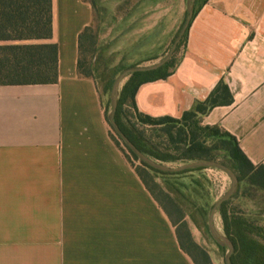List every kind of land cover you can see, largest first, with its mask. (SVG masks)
I'll return each mask as SVG.
<instances>
[{"label":"crops","instance_id":"0c3cea01","mask_svg":"<svg viewBox=\"0 0 264 264\" xmlns=\"http://www.w3.org/2000/svg\"><path fill=\"white\" fill-rule=\"evenodd\" d=\"M141 1L159 19L141 43L149 49L158 36L160 50L172 38L162 21L171 0ZM51 17L41 42L57 44V80L0 84V264H195L111 138L97 83L77 72L91 3L51 0ZM187 28L172 72L138 85L137 110L180 119L223 81L231 102L200 123L264 166V0H205Z\"/></svg>","mask_w":264,"mask_h":264},{"label":"trees","instance_id":"16d2710c","mask_svg":"<svg viewBox=\"0 0 264 264\" xmlns=\"http://www.w3.org/2000/svg\"><path fill=\"white\" fill-rule=\"evenodd\" d=\"M199 6L194 9L193 15ZM187 29L183 40H185ZM51 34V0H0V42H2L0 44V84L55 82L57 80V44L41 42L49 39ZM95 38L92 25L86 27L79 36L77 72L83 77H90V73L83 71L85 64L81 61V51L86 43L89 44V48L94 46ZM171 59L157 69L131 73L125 81L118 95L114 115L122 132L145 155L161 163L177 160L220 159L235 172L239 183L243 182L248 187L264 193V166L253 164L243 153L233 135L217 126L200 123L201 116L213 106L231 102V94L223 81H219L205 100L198 102L193 110L185 112L180 119L169 116L152 117L137 110L134 95L138 85L148 80L168 76L176 64V61L171 63ZM126 101L130 103L132 119H129L123 107ZM139 125L163 126L159 130L164 132L165 140L153 142L149 137H146L145 131L140 129ZM206 131L214 132L217 138L215 143H207L203 137ZM111 138L120 146L112 135ZM128 150L135 159H138L129 148ZM125 157L130 162L126 154ZM141 163L142 169L135 166V170L175 225L181 248L191 256L195 264H198L184 247L179 233L178 225L183 219V214L179 220L172 218L167 206L157 197L151 184L152 177L149 172L152 170L163 175H177L203 168L168 173L156 170L142 161ZM237 194L238 190L218 208L225 235L234 246L231 263L264 264V211L236 212L234 208L230 207V201ZM169 200L174 204L172 198ZM194 246L200 250L210 264L206 251L195 244Z\"/></svg>","mask_w":264,"mask_h":264},{"label":"rangeland","instance_id":"374dc122","mask_svg":"<svg viewBox=\"0 0 264 264\" xmlns=\"http://www.w3.org/2000/svg\"><path fill=\"white\" fill-rule=\"evenodd\" d=\"M88 1L93 7L94 20L92 26L96 38L94 46L89 48V44L86 43L82 48L81 61L85 64L83 71H89L90 77L95 80L101 90L106 114H108L110 109L109 92L115 76L131 65L148 64L152 60L151 57L155 54L159 59L164 56L185 19L186 0H171L165 3L166 8L169 7L170 10L162 21L166 23V26L170 24L172 27V38L160 50L153 49V46L159 45L157 42H161L158 36L155 42L150 44L151 48L149 49L143 48L149 46L147 43H141L142 38L147 35L148 29H152L154 23L159 20L147 13L149 9H153L154 4H152V7H148L147 1L141 0ZM202 2L203 0H195L193 11ZM160 45H162V42ZM183 45L184 40L182 37L170 57L172 58L171 63L179 59ZM129 76L130 74L121 82L118 95ZM123 107L129 119H132L130 117L132 112L130 103L126 101ZM109 127L111 135L119 142L131 164L142 169L141 161L133 157L110 124ZM138 127L143 129L146 137H149L153 142L165 140L164 132L159 130L163 126L139 125ZM203 137L208 144H213L217 140L212 131H206ZM187 162L190 161L177 160L163 163L175 167ZM149 173L152 177L151 184L157 197L167 206L172 218L179 220L181 214H183V219L178 225L179 233L184 247L195 258L197 263L208 264L203 254L194 244L206 251L210 264H226L225 253L227 249L219 245L210 235L207 220L210 208L229 187L230 180L228 175L216 168H203L177 175H163L152 170ZM237 190V196L230 201V207L234 208L236 212L264 211V193L248 187L243 182L237 183ZM236 191L233 195H235ZM169 198L173 199L174 204L169 202ZM214 225L220 233L225 234L218 210L214 215Z\"/></svg>","mask_w":264,"mask_h":264},{"label":"water","instance_id":"95a60500","mask_svg":"<svg viewBox=\"0 0 264 264\" xmlns=\"http://www.w3.org/2000/svg\"><path fill=\"white\" fill-rule=\"evenodd\" d=\"M194 1L195 0H186V16L185 19L180 26L178 32L176 33L175 37L172 40V43L168 49V51L164 54L163 57H161L159 60H157L154 63L148 64V65H131L129 67L124 68L121 70L113 79L110 87L109 92V104L110 109L107 114V120L110 123V125L113 127L115 132L118 134V136L122 139L124 144L132 151L137 158L144 162L145 164L149 165L150 167L162 171V172H168V173H177L182 172L184 170L194 169V168H216L224 171L230 180L229 187L226 190V192L217 199L212 207L210 208V211L208 213V220H207V226L208 231L210 235L213 237V239L221 246L226 247V253H225V263L226 264H232L231 263V255L234 250V246L232 241L225 235L220 233L215 225H214V215L215 212L218 210V208L221 206L223 202L228 200L236 191L238 179L235 174V172L226 164H224L221 161L218 160H195L190 161L187 163H183L178 166H169L164 163H161L159 161H156L147 155H145L142 151H140L134 143L122 132L118 124L116 123L114 119L115 111L117 108V99H118V91L119 87L121 85V82L124 80V78L134 72H144L149 70H154L166 63L168 59L173 54L175 48L177 47L179 41L182 39L190 20L193 16V8H194Z\"/></svg>","mask_w":264,"mask_h":264}]
</instances>
